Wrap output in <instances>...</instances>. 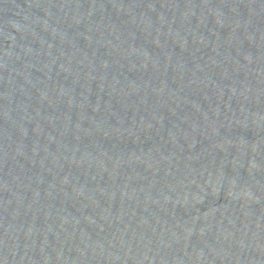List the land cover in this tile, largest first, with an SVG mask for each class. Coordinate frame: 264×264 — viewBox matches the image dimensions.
Masks as SVG:
<instances>
[{"label": "water", "instance_id": "95a60500", "mask_svg": "<svg viewBox=\"0 0 264 264\" xmlns=\"http://www.w3.org/2000/svg\"><path fill=\"white\" fill-rule=\"evenodd\" d=\"M0 264H264V0H0Z\"/></svg>", "mask_w": 264, "mask_h": 264}]
</instances>
